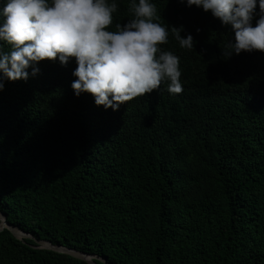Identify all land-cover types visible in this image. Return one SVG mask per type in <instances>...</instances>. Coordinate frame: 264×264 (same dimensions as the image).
<instances>
[{"label": "trees", "instance_id": "trees-1", "mask_svg": "<svg viewBox=\"0 0 264 264\" xmlns=\"http://www.w3.org/2000/svg\"><path fill=\"white\" fill-rule=\"evenodd\" d=\"M117 3L110 30L131 15ZM153 3L169 32L183 25L195 39L183 49L170 33L160 45L180 58L183 91L164 81L105 109L74 95V58L5 79L0 210L37 239L109 264H264V52L227 58L230 26L210 11ZM36 245L3 228L0 264H88Z\"/></svg>", "mask_w": 264, "mask_h": 264}, {"label": "clouds", "instance_id": "clouds-1", "mask_svg": "<svg viewBox=\"0 0 264 264\" xmlns=\"http://www.w3.org/2000/svg\"><path fill=\"white\" fill-rule=\"evenodd\" d=\"M178 2L210 11L230 26L232 35L221 48L227 58L242 50L264 52V0ZM127 7L130 18L110 30L117 0H0V91L5 79L35 76L42 60L64 66L74 58V95L90 93L95 105L105 109L115 111L124 102L157 91L164 81L169 94L182 92L180 58L160 45L171 33L180 48L192 49L193 35H181L183 25H172L169 32L158 22L153 0H128Z\"/></svg>", "mask_w": 264, "mask_h": 264}, {"label": "water", "instance_id": "water-1", "mask_svg": "<svg viewBox=\"0 0 264 264\" xmlns=\"http://www.w3.org/2000/svg\"><path fill=\"white\" fill-rule=\"evenodd\" d=\"M3 228L9 229L12 232V234H14L19 239L26 237L33 238L36 241L37 244L36 247L50 249L56 252L66 253L74 257L83 259L87 261L88 264H98L96 262V259L100 260L102 264H109L106 258L98 254L89 253L75 248H70L60 243H53L47 239H37L30 232L22 230L19 227L15 226L13 223L9 222L7 220L6 215L0 210V230H2Z\"/></svg>", "mask_w": 264, "mask_h": 264}]
</instances>
